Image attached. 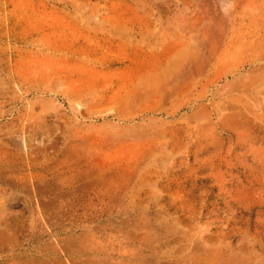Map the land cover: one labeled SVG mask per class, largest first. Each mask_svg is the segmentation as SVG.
I'll return each instance as SVG.
<instances>
[{"label":"rangeland","instance_id":"1","mask_svg":"<svg viewBox=\"0 0 264 264\" xmlns=\"http://www.w3.org/2000/svg\"><path fill=\"white\" fill-rule=\"evenodd\" d=\"M261 13L0 0V264H264Z\"/></svg>","mask_w":264,"mask_h":264},{"label":"bare ground","instance_id":"2","mask_svg":"<svg viewBox=\"0 0 264 264\" xmlns=\"http://www.w3.org/2000/svg\"><path fill=\"white\" fill-rule=\"evenodd\" d=\"M263 1V0H262ZM232 3V2H231ZM233 3H236V1H233ZM236 5V4H235ZM234 5V6H235ZM247 5H250L251 6V4H248L247 3ZM247 5H244V6H247ZM249 7V6H248ZM252 8H253V10H254V13H256V12H258L257 10H258V8L259 7H262V5H260V4H258V3H254V5H252L251 6ZM251 13V12H250ZM258 15V14H257ZM257 20H258V22L259 23H262V24H264V13H261L260 15H259V17L257 18ZM151 140V139H150ZM82 142L84 141V140H81ZM87 141V140H86ZM92 141H90V142H88V144H86L85 146L83 145H81V143H80V141L79 142H77V143H74L71 147H69L68 148V150L65 152V154H64V157H63V160H60V161H56V162H54L53 163V165H52V168H54V169H63V170H65V171H68V172H73L74 174L75 173H79V174H87V173H90V172H92V171H99V170H101V168H107V167H115L116 165L114 164V162H109V163H107L106 161L104 162V161H102L101 159H100V161L98 160V161H93L92 160V158H91V156H93L92 155V153H93V147H92ZM148 150V149H147ZM229 150V149H228ZM151 150H149V152H150ZM84 153V154H86L87 155V157L82 161V160H80L79 159V156H80V153ZM125 157V156H124ZM127 157V156H126ZM123 158V157H122ZM131 158H133V157H128V158H123L124 159V161H126L123 165H120L122 168H123V166L126 168H128V169H132L133 167L135 168V167H139V165H138V161L136 160L137 158L139 159L140 158V156H136L135 157V159H131ZM82 159V158H81ZM113 161V160H112ZM116 161H117V159H116ZM137 161V162H136ZM140 164V163H139ZM119 166V167H120ZM118 167V168H119ZM121 168V169H122ZM114 169H116L117 170V168H114ZM124 169V168H123ZM119 170V169H118ZM125 170V169H124ZM127 170V169H126ZM136 170H138V169H136ZM135 170V171H136ZM112 171V170H111ZM100 172V171H99ZM114 172V171H113ZM117 172V171H116ZM115 172V173H116ZM121 172H123V170L121 171ZM125 173V172H124ZM130 174H132L131 172H129ZM73 174V175H74ZM78 174V175H79ZM127 176H128V174H127ZM75 177H76V175H75ZM71 178V177H70ZM121 179V178H120ZM126 179V178H125ZM98 181H100V180H98ZM122 181V180H121ZM124 181V180H123ZM108 182H110V181H108ZM101 183H103V182H101ZM104 183H106V182H104ZM126 184V183H125ZM139 238V237H138ZM144 241V240H143ZM82 252H84V251H82ZM207 257H200V258H198V259H195V262H201L202 264H208V262L210 261H208L207 263H206V261H207ZM95 263V262H94ZM210 264H225V262H224V260H223V258H218V257H216V258H214V260L210 263Z\"/></svg>","mask_w":264,"mask_h":264}]
</instances>
